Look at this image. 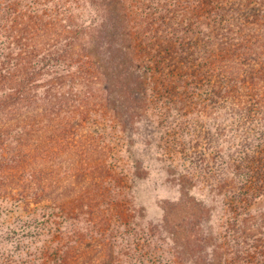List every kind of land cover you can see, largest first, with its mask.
Returning a JSON list of instances; mask_svg holds the SVG:
<instances>
[{
    "label": "trees",
    "instance_id": "obj_1",
    "mask_svg": "<svg viewBox=\"0 0 264 264\" xmlns=\"http://www.w3.org/2000/svg\"><path fill=\"white\" fill-rule=\"evenodd\" d=\"M0 264H264V0H0Z\"/></svg>",
    "mask_w": 264,
    "mask_h": 264
},
{
    "label": "rangeland",
    "instance_id": "obj_2",
    "mask_svg": "<svg viewBox=\"0 0 264 264\" xmlns=\"http://www.w3.org/2000/svg\"><path fill=\"white\" fill-rule=\"evenodd\" d=\"M125 152H121L119 156L126 159L124 155ZM150 158L152 155L151 169L147 174L146 178L138 179L131 185L130 195H128V187L126 189V198L131 197L132 194L135 195L136 203L141 207H144L146 210L147 218H149L151 223L156 224L163 216V208L169 206L167 201L173 200L176 197H179V191L167 178V173L165 170L164 164H162L156 155L149 154ZM128 186V181H127ZM195 197H208L206 194H202L201 191L194 192ZM184 197H192L187 194ZM178 208V207H175ZM22 212L18 210V213ZM179 217L181 213H184L182 209H177L176 211ZM155 226V225H153ZM155 229V227H153ZM154 233L158 234V230H155Z\"/></svg>",
    "mask_w": 264,
    "mask_h": 264
}]
</instances>
